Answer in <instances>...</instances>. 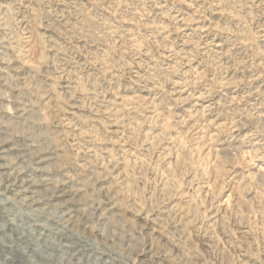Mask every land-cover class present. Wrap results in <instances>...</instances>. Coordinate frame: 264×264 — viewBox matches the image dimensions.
<instances>
[{"label":"rangeland","instance_id":"obj_1","mask_svg":"<svg viewBox=\"0 0 264 264\" xmlns=\"http://www.w3.org/2000/svg\"><path fill=\"white\" fill-rule=\"evenodd\" d=\"M0 174L1 256L264 264V0H0Z\"/></svg>","mask_w":264,"mask_h":264},{"label":"bare ground","instance_id":"obj_2","mask_svg":"<svg viewBox=\"0 0 264 264\" xmlns=\"http://www.w3.org/2000/svg\"><path fill=\"white\" fill-rule=\"evenodd\" d=\"M1 176V174H0ZM13 185V181H9L8 186L9 185ZM16 184V183H15ZM20 185L18 187H20L23 183H19ZM24 185H25V190L27 189H31L33 186V182H29V181H24ZM7 187V186H6ZM24 187V186H23ZM22 191H18V193H21ZM36 191L32 190V193H35ZM29 199H32L31 197H28ZM26 200V199H25ZM31 201V200H30ZM41 201H38V199L34 200L31 204H36L39 203ZM1 249H6V251H8V249L6 248V245H4L1 241H0V250ZM0 264H28L27 261L23 260L20 256H18L17 258H14L13 256H4V255H0ZM31 264V263H30Z\"/></svg>","mask_w":264,"mask_h":264}]
</instances>
